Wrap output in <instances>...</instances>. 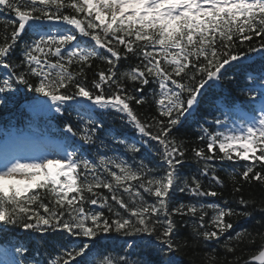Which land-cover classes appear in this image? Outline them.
Segmentation results:
<instances>
[{"label": "snow or ice", "instance_id": "6c2138e0", "mask_svg": "<svg viewBox=\"0 0 264 264\" xmlns=\"http://www.w3.org/2000/svg\"><path fill=\"white\" fill-rule=\"evenodd\" d=\"M0 15L8 17L3 20L0 43V69L6 73L0 77V104L6 99L3 94L13 91L15 85L47 98L57 112L65 102L77 101L78 108L97 116L92 121L96 128L90 129L87 122L80 131L65 127V132L84 144L94 143L97 128L103 126L100 117L112 110L139 133V141L125 144L127 151L140 152L139 144L146 152L154 148L159 157L150 167V158L149 163L142 159L137 166L103 155L93 162L75 150H62L51 157L41 154L27 161L4 156L0 158V225L33 233L54 232L60 240L67 236L70 243L79 241L71 249L65 246L47 264H85L88 252L102 248L100 240L112 232L150 238L142 243L132 241L133 248L145 249L136 264H175L165 254L187 245V238L177 243L175 217H180V226L190 228L193 243L210 248L218 245L226 254L235 253L241 243L254 244L257 236L261 239L258 254L247 260L218 261L213 248L202 264H264V232L253 235L243 229L228 235L234 228L233 216L251 219L247 209L254 201L236 198L239 211L227 201L201 202L221 196L211 187L213 183L224 186L209 161L231 162L233 193L241 191V182L264 185V70L258 77L259 115L231 132L210 133L201 126L199 140L205 147H193L191 152L204 164L190 180L180 172L187 150L173 135L199 105L202 90L219 80L226 66L243 59L238 49L248 42V51L264 52V0H0ZM77 33L89 43L82 45ZM97 58L107 67L94 74L88 87L83 82L85 68ZM133 60L139 62L133 64ZM122 61L126 65L123 71ZM73 65L77 70H72ZM150 84L156 86L151 95L158 117L142 121L131 103H146L145 89ZM68 89L74 91H62ZM251 100L255 103L256 96ZM97 109L102 111L97 113ZM201 176L208 177L209 186L201 182ZM101 188L110 197L96 191ZM177 191L195 202L173 204ZM144 194L154 198L151 203ZM259 210L264 213V201ZM24 251L15 249L16 255ZM121 260L129 264L126 258ZM0 264L25 262L13 258L0 260ZM102 264L112 261L104 259Z\"/></svg>", "mask_w": 264, "mask_h": 264}, {"label": "trees", "instance_id": "16d2710c", "mask_svg": "<svg viewBox=\"0 0 264 264\" xmlns=\"http://www.w3.org/2000/svg\"><path fill=\"white\" fill-rule=\"evenodd\" d=\"M8 18V17H7ZM6 18V19H7ZM14 18V17H12ZM4 27L3 20L0 18V43L3 42L4 36ZM10 27V26H9ZM21 46L23 45V41L20 42ZM256 43L259 44V38H257ZM243 54V59L241 63L236 65L234 79L231 80L230 84H225L222 89H213L210 88L206 90L200 98L199 105L197 106L193 115L189 116L188 119L183 123V125L179 128V131L174 130L173 135L177 137V141L183 142L184 148L186 151V156L184 157V164L180 168V172L184 175L185 179H191V176L196 173L198 174L199 169L203 167V161H197L191 152L193 147H205L203 143L199 140V136L202 134L201 126H205L208 121H210L215 115V109L217 103L224 105L228 103V107H233L237 105L246 110H252L253 104L251 100V96L253 95L252 86L260 84L258 79L262 70H264V52H250L248 51V42H246L245 47L242 49H238ZM18 51V50H17ZM102 51V50H101ZM19 62L18 57H14ZM52 62H55L56 58L51 57ZM139 61L133 60L132 63H138ZM121 70H125L126 65L124 62H121ZM99 66V67H97ZM107 65L100 59H94L92 61L91 67L85 68V77L83 78V82L91 87V82L93 80L94 74L99 71L101 68L106 69ZM247 69L248 73L255 75L254 77L244 76V71ZM72 70H77L75 65L72 66ZM129 89H131V85H128ZM154 85L146 86L145 94L147 95V102L142 105H136L133 101L131 103V107L136 112L138 117L144 121L146 119H150L152 116L158 117V112L156 111V106L151 95ZM62 91H74V89L62 90ZM140 95V94H137ZM6 97L4 103L0 104V123L4 121H8L6 116L11 115L12 113H23L25 110L21 106L22 104H31L36 102L38 98L41 96L35 92L29 91L23 85H15L14 90L4 94ZM118 119H114L112 121L104 120L102 128L105 129H113L114 131L122 134L123 131L128 130L131 133H136L138 139L140 140L139 133L129 124L126 123L125 119H122L120 115H116ZM163 119V118H161ZM88 123V122H87ZM57 124L59 127H65L68 125L76 128L80 126L81 120L76 114L75 108L69 107L65 110V114L57 120ZM92 126H96L94 123ZM155 131V129H150ZM97 140V139H96ZM147 140V138H145ZM98 141V140H97ZM141 147V151L133 154L127 151L125 145L122 146V153L125 157L132 156H141L143 154L144 147ZM218 152V149H216ZM149 158L152 163L149 165L152 167L155 165L159 157L155 154V151H150L146 154L145 157H142L144 163H149ZM129 162L131 160L129 159ZM239 164L247 163L245 161H238ZM208 164L211 168L215 169L216 174L220 176V178L224 181V186L220 187L215 185L214 183L211 185L216 191L221 193L219 197H209L211 199L202 198L201 202H209V203H217L221 204L224 201L229 202L230 206L240 210L239 205L235 203V199L238 197H243L245 200L254 201L255 205L249 207L247 211L252 212L251 219H244L243 217L233 216L231 218V222L234 224V228L231 233L228 235H233L235 232L247 229L253 235L256 233L264 232V213H262L259 208L262 201H264V185L260 184L257 181H252L250 184L247 182H241V191L237 193H233L234 183L229 179V173L232 172V165L229 161H219L213 160L209 161ZM138 164H136L137 166ZM211 175V173H210ZM201 182L207 187L209 186L208 177H200ZM237 179L239 177L237 176ZM135 184L136 182H132ZM101 195L109 196L110 194L105 189H96ZM142 192V189H141ZM145 198L149 203L152 202L154 198H148L147 194H144ZM125 199L127 200V194H125ZM47 202V201H45ZM111 203V201L109 200ZM195 202L194 198L180 193L179 191L173 194V204L178 203H190ZM123 212V210H121ZM105 215H108L107 210H104ZM211 214V210H209V215ZM177 221V243H182L185 238H187V245L180 247L178 251H175L170 255L171 258L178 259L180 264H202V258H206V254L212 252L213 248L216 249L215 257L218 261H235L237 257H242L243 260H247L250 258L252 254H257L258 247L261 244L260 237L257 236L256 242L254 244H248L247 242L241 243L235 253H225L222 248L218 245H213L210 248L208 245H197L193 243L190 233V228L188 226L181 227V219L180 217H175ZM115 234L120 235L115 232L109 233V235ZM123 236V235H122ZM126 237V236H125ZM131 238V237H127ZM227 236L225 237V239ZM144 241L150 239L149 237H143ZM173 254V257H172Z\"/></svg>", "mask_w": 264, "mask_h": 264}, {"label": "rangeland", "instance_id": "374dc122", "mask_svg": "<svg viewBox=\"0 0 264 264\" xmlns=\"http://www.w3.org/2000/svg\"><path fill=\"white\" fill-rule=\"evenodd\" d=\"M26 142H27V136H22V138H21V141L19 142V143H14V144H20V146L19 147H21L22 149H21V152L20 153H22L24 156H28V154H30V155H33V153L32 152H28V153H26L25 151H26ZM16 148H17V146H16ZM3 149V148H2ZM7 154H9V152L7 151ZM15 155V154H14ZM21 159L22 160H25L26 161V159L24 158V157H21Z\"/></svg>", "mask_w": 264, "mask_h": 264}, {"label": "water", "instance_id": "95a60500", "mask_svg": "<svg viewBox=\"0 0 264 264\" xmlns=\"http://www.w3.org/2000/svg\"><path fill=\"white\" fill-rule=\"evenodd\" d=\"M255 263H259V262H255Z\"/></svg>", "mask_w": 264, "mask_h": 264}]
</instances>
